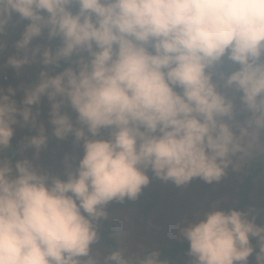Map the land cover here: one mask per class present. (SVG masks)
I'll list each match as a JSON object with an SVG mask.
<instances>
[{
	"label": "clouds",
	"instance_id": "obj_1",
	"mask_svg": "<svg viewBox=\"0 0 264 264\" xmlns=\"http://www.w3.org/2000/svg\"><path fill=\"white\" fill-rule=\"evenodd\" d=\"M33 64V80L7 83ZM51 137L82 150L60 172L40 163ZM252 159L264 161V0H0V264H168L157 249L94 247L107 206L135 200L149 170L216 184ZM179 237L191 264H264L253 209L209 207Z\"/></svg>",
	"mask_w": 264,
	"mask_h": 264
},
{
	"label": "rangeland",
	"instance_id": "obj_2",
	"mask_svg": "<svg viewBox=\"0 0 264 264\" xmlns=\"http://www.w3.org/2000/svg\"><path fill=\"white\" fill-rule=\"evenodd\" d=\"M25 23L27 21H20L17 27L12 30L13 38L19 36ZM12 51L11 42H9L4 57ZM38 71V64L29 66L19 76L8 69L7 83L16 86L20 81L29 82L35 78ZM19 95L17 93V99H19ZM40 107V119L46 122L47 101H42ZM20 129L17 128L15 134L22 133V129ZM14 138L18 137L14 135ZM72 151L79 154L82 150L72 144L71 137L64 141H58L51 137L47 150L41 154L40 163L49 166L53 171L60 172V158L65 152ZM27 154L30 155L31 151L29 150ZM250 161L239 171H229L216 184H208L196 178L190 183L178 187L171 181L160 180L149 170L150 182L135 200L125 199L123 203L112 202L107 206L108 218L100 222V229L107 227L108 233L105 236L101 235L100 244L94 247L99 248L102 254H106L107 251L123 246L132 256H143L146 252L157 249L159 254H162L159 258L165 260L170 250L169 246L173 242L184 240L179 237V228L182 223L197 218L209 207L236 205ZM146 193L150 194L151 202L147 211L141 207V201ZM247 209L256 210V222L264 224V166L253 180ZM102 222L105 225H102ZM108 238L112 240L108 241ZM188 247L174 253L168 264H191L192 257L188 254ZM249 262L254 264V256L249 258Z\"/></svg>",
	"mask_w": 264,
	"mask_h": 264
},
{
	"label": "trees",
	"instance_id": "obj_3",
	"mask_svg": "<svg viewBox=\"0 0 264 264\" xmlns=\"http://www.w3.org/2000/svg\"><path fill=\"white\" fill-rule=\"evenodd\" d=\"M27 131H28L27 129H22V133H20L18 135L15 134L18 138L15 139L13 137V145H12L13 149H15L17 147V141H19L26 134ZM263 166H264V161H261L259 159H252L250 161V163L247 166L246 178L242 184V187L239 190V200L237 201L236 205H234V206L247 210L248 204L250 203V191L252 188L253 180L258 175V173L260 172V170L262 169ZM150 205H151L150 194L146 193L143 197V200L141 201V207L143 210L147 211V210H149ZM102 225H105L104 222H102ZM107 229H108L107 227H106V229H100L102 236H105L108 233ZM107 240L111 241L112 239L108 238ZM188 246L189 245H188V242L186 240L173 242L172 245L169 246L170 250L168 251V254L165 257V260H167L169 262L172 258L171 256L174 253L179 252V251L183 250L184 248H187ZM169 252L171 255L169 254ZM161 256H162V254H159V257H161Z\"/></svg>",
	"mask_w": 264,
	"mask_h": 264
}]
</instances>
